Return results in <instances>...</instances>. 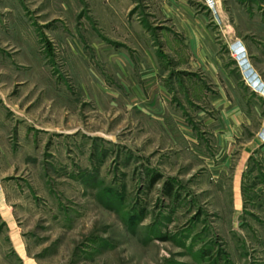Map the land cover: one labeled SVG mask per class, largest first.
<instances>
[{"label": "rangeland", "instance_id": "rangeland-1", "mask_svg": "<svg viewBox=\"0 0 264 264\" xmlns=\"http://www.w3.org/2000/svg\"><path fill=\"white\" fill-rule=\"evenodd\" d=\"M0 189V264H264V0H0Z\"/></svg>", "mask_w": 264, "mask_h": 264}, {"label": "crops", "instance_id": "crops-1", "mask_svg": "<svg viewBox=\"0 0 264 264\" xmlns=\"http://www.w3.org/2000/svg\"><path fill=\"white\" fill-rule=\"evenodd\" d=\"M134 28H135V31H137L140 36L145 35V34H141L142 31L143 33H145V30L138 29L137 27H134ZM186 29H187L186 32L189 35L188 37L189 39L185 40L184 43L189 44L188 46L190 47H194L198 43V40L196 39V36L194 33V29H190V30L189 28H186ZM198 29H203V26L200 24ZM139 41H141V39ZM170 41H171V45L173 46H176L177 44H179L178 40L176 39H173V40L170 39ZM140 44L142 43H139L138 45L140 46ZM242 49L243 48L240 46L239 50L243 51ZM140 50L141 52L144 51L143 48H141ZM159 51L161 53L160 55L158 53L157 56L159 59H157L156 61L146 58L147 61L149 60V62L151 63L149 69L154 70L157 76L161 77L165 73H168L170 78L171 76H174V78L176 80L178 79L177 81L181 83L182 78H184L185 80L189 79V81H192L190 79L191 77H195V75H200L201 73H203L201 74L202 77H196V79L194 78L197 81H201V83L199 82L191 83V85L193 84L196 87L193 88L192 93L191 92L188 93L186 91V95H188V97L193 95V97L197 101L198 100L200 101V99L203 101H208L210 103V106L214 108L215 110L221 111L223 109V110L229 111V113L233 116V118H231L232 119L231 122L232 121L234 122L233 124L234 126L235 125L237 126L238 123L242 121L241 120L242 117L240 116V111H239V105L235 102H231L228 100L227 95H226V90L223 87H221L220 85L219 87H217V90H216L217 95H218L217 98H210V93L209 92L207 93V88H206L207 86L205 87L204 82L202 80L208 77L210 81H212L214 84L218 83L217 71H216L217 64L215 63V60L214 62L211 60H207L205 57H203L204 54L202 55L201 52L200 54L198 53L201 56L198 58L196 57V59L198 60L197 61V60H193V58H189L188 60L187 57L185 58L184 56L179 55V54L177 55L173 54L172 56H168L166 54L164 55L161 50ZM147 69L148 68H146V72H147ZM255 83L258 84L257 81H255ZM161 88L163 89V87ZM171 93H174L173 90L171 91ZM187 100H189V98H187ZM186 139L189 142H196L197 137L196 136L194 137L186 136ZM166 141H169V140L167 139ZM172 142H175L174 139H172ZM0 205H4L5 207H7L2 189H0Z\"/></svg>", "mask_w": 264, "mask_h": 264}, {"label": "built area", "instance_id": "built-area-1", "mask_svg": "<svg viewBox=\"0 0 264 264\" xmlns=\"http://www.w3.org/2000/svg\"><path fill=\"white\" fill-rule=\"evenodd\" d=\"M207 3H208V2H207ZM208 4H212V3H211V1H209V3H208ZM249 80H250V79H249Z\"/></svg>", "mask_w": 264, "mask_h": 264}, {"label": "trees", "instance_id": "trees-1", "mask_svg": "<svg viewBox=\"0 0 264 264\" xmlns=\"http://www.w3.org/2000/svg\"><path fill=\"white\" fill-rule=\"evenodd\" d=\"M153 181H154V178L151 180V183H153Z\"/></svg>", "mask_w": 264, "mask_h": 264}]
</instances>
